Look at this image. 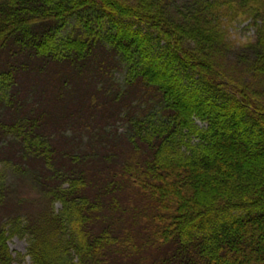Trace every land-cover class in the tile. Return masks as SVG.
I'll list each match as a JSON object with an SVG mask.
<instances>
[{"label":"trees","instance_id":"16d2710c","mask_svg":"<svg viewBox=\"0 0 264 264\" xmlns=\"http://www.w3.org/2000/svg\"><path fill=\"white\" fill-rule=\"evenodd\" d=\"M0 162L34 264H264V0H0Z\"/></svg>","mask_w":264,"mask_h":264},{"label":"rangeland","instance_id":"374dc122","mask_svg":"<svg viewBox=\"0 0 264 264\" xmlns=\"http://www.w3.org/2000/svg\"><path fill=\"white\" fill-rule=\"evenodd\" d=\"M226 24L224 26V31L226 33V40L232 43L235 52L241 55L240 58H244L243 54L247 55L246 45L255 41L256 28L250 23L249 19H245L243 16H237L228 21L225 20ZM228 59L231 63L233 62V57L223 60L219 63L221 65L220 70L227 69L225 72L229 74L231 70L226 67ZM235 59V58H234ZM237 61V60H236ZM234 63V62H233ZM243 65L236 66L235 70H240L238 68ZM244 76L242 80H247V73H243ZM155 122V121H154ZM199 126L202 123H198ZM191 142H194V137H191ZM11 170L5 166L4 163L0 162V181L6 186V198L0 206V225L2 224L7 237V247L9 254L14 261L13 264H34L31 257L28 254V244L31 236L28 232L22 231L21 234L13 232V226L10 225V220L13 219L12 216L16 215L19 221L18 224L27 226L29 224V218L33 216V210L36 213L46 211L48 206L51 204L52 212H61V204L57 201H51L48 199L41 198V193L33 186L31 180L28 176L19 175L17 173L10 172ZM50 202V203H49ZM10 225V226H8Z\"/></svg>","mask_w":264,"mask_h":264}]
</instances>
